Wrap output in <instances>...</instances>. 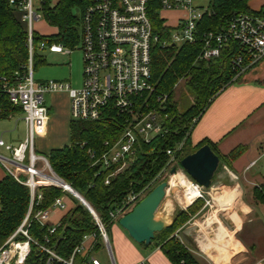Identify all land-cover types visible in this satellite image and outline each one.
<instances>
[{
    "label": "trees",
    "instance_id": "obj_1",
    "mask_svg": "<svg viewBox=\"0 0 264 264\" xmlns=\"http://www.w3.org/2000/svg\"><path fill=\"white\" fill-rule=\"evenodd\" d=\"M250 1L252 0H209L206 12L196 24V33L200 37L208 33L217 34L237 14H259L264 7L258 11L251 10L248 6ZM89 4L90 0H42L40 7L42 19L56 32L49 36L39 34L33 36V45L36 47L33 57L34 70L45 63L44 58L38 54L37 46L40 43L55 44L69 50L79 45L81 16ZM159 10V0H148L147 16L152 36L156 37L150 54V80L156 95L167 96L166 112L172 118L167 124L168 134L156 137L149 143L139 142L132 162L124 170L109 178L107 185H104V180L109 171L92 166L93 161L89 158L88 150L93 151L96 158L107 150L105 142L113 144L117 141L124 122L123 118L115 114H109L98 122L70 120L69 144L51 150L44 156L52 171L76 191L106 225L107 232L112 225L109 212L121 207L131 194H138L145 188L151 189L158 175L167 168L169 156L166 150L174 149L176 144L181 142L192 119L198 120L221 91L238 82L241 70L247 71L251 62L246 51L235 42L221 48L217 58L207 62L197 61L196 58L202 50V40L199 39L194 44L174 46L170 42L171 29L159 16ZM237 57L242 58L239 68L232 64ZM26 59L24 25L11 11L7 1L0 0V78L10 80L14 72L20 70L26 63ZM179 80L183 81V87L193 96V103L182 112L178 111L174 98L175 85ZM20 111L18 107L9 103L5 95L0 94V120ZM189 136L190 133L182 150L176 154L179 169L182 158L204 145H208L216 154L215 147L210 142L202 141L192 147ZM244 150V147L239 146L227 156H218V172L223 166H230ZM187 178L194 183L188 176ZM38 192L41 199L34 200L28 217L26 230L31 242L29 254L23 264H46L48 255L36 244L44 245L58 257L67 258L83 236L97 233L90 212L70 196L75 203L74 207L61 218L54 233L49 235V226L39 224L34 220V215L49 208L54 200L64 193L61 189L51 186H42ZM252 197L256 202L264 203V183L259 189L253 188ZM205 201V198H196L185 210L176 211L169 227L155 233L151 244L158 246L171 264H200L195 247L190 248L183 244L174 234L192 217L203 211ZM29 205L28 188L6 174L0 181V247L21 225ZM16 240L22 241L25 238L19 235ZM75 264H82V260L77 258Z\"/></svg>",
    "mask_w": 264,
    "mask_h": 264
},
{
    "label": "built area",
    "instance_id": "obj_2",
    "mask_svg": "<svg viewBox=\"0 0 264 264\" xmlns=\"http://www.w3.org/2000/svg\"><path fill=\"white\" fill-rule=\"evenodd\" d=\"M6 1L24 25L27 59L10 80L0 78V94L5 95L11 105L21 110L26 137L16 146L3 145L0 142L9 153V156L0 155V165L8 175L28 188L30 205L21 225L0 247V264H23L29 254L31 239L26 230L28 217L34 200L41 199L38 189L42 186L59 188L64 195L55 199L49 208L34 215V220L39 224H46L51 210H64L66 206L63 198L71 196L90 212L97 227V233L83 236L67 258L58 257L44 245L34 243L48 255L46 264H75L77 258L82 260V264H100L96 259L90 258L99 246L106 250L111 264H114L106 225L84 199L52 171L47 159L35 154L34 139L49 120L43 99L45 94L65 92L70 101V119L73 121L98 122L109 114L123 118L124 127L115 143L105 142L107 150L96 158L94 152L88 150L89 158L93 161L92 166L109 171L104 180V185H107L109 178L132 162L139 142L149 143L156 137L168 134L167 124L172 118L166 112L167 96L156 95L150 80V54L156 37L152 36L147 16L148 0H90L81 16L79 46L83 72L82 84L77 89L64 82H34L33 57L36 47L33 45V36L38 33L33 25L42 19V0L36 5L33 0ZM202 1L159 0V11L180 13L176 27L170 31V42L174 46L194 44L201 39L202 50L196 60L207 62L217 58L225 45L235 42L250 57L249 66L264 58V8L259 14H237L219 33L203 34L200 37L196 33V24L207 10ZM37 50L70 54L69 49L55 44L40 43ZM241 63L242 58L237 57L232 64L239 68ZM181 81L176 83L175 89ZM197 121L196 118L192 119L181 142L174 149L166 150L169 156L167 168H175L177 165L176 154L182 150ZM253 164L254 162L251 165ZM20 173L24 174V180H21ZM99 174L98 172L97 175ZM230 176L237 178L232 174ZM192 184L201 189L195 183ZM147 191L148 188H145L138 194H131L121 207L109 212L110 223H117L122 216L129 213ZM197 197L203 198L200 191ZM55 228L56 225L49 226V235L54 233ZM19 235L25 240H16ZM174 236L177 237V234Z\"/></svg>",
    "mask_w": 264,
    "mask_h": 264
},
{
    "label": "crops",
    "instance_id": "obj_3",
    "mask_svg": "<svg viewBox=\"0 0 264 264\" xmlns=\"http://www.w3.org/2000/svg\"><path fill=\"white\" fill-rule=\"evenodd\" d=\"M248 6L258 11L264 7V0H252ZM261 73L264 74V58L248 66L247 71L241 74L238 80L246 79L245 82H235L221 91L190 132L189 143L192 147L202 141L210 142L215 147L216 156H227L239 146L245 148L230 166H223L220 173L218 170L215 173H222L235 181L230 183L231 180H227L231 185L220 183V188H227L228 191L213 197L218 210L226 212L223 217L228 221L230 229L218 225L212 237L202 235L194 240L200 264H264V203H258L252 197L253 188L259 189L264 183V78ZM47 105L49 120L35 136L37 154L40 156L68 145L70 137L68 95L65 92L52 93ZM10 117L15 118L14 135L5 141L1 134L0 142L16 146L24 141L26 127L21 112ZM20 126H23L22 134L17 133ZM56 134H59L57 139ZM0 155L9 156L2 145ZM6 174L0 165V181ZM230 174L237 178H232ZM244 189H250L251 195L244 196ZM63 202L66 208L51 210L46 225H57L75 205L70 197H64ZM211 224L209 219L207 225ZM109 242L114 264H171L158 246L136 244L118 223L110 226ZM96 251H103L107 264H111L103 247L99 246Z\"/></svg>",
    "mask_w": 264,
    "mask_h": 264
},
{
    "label": "rangeland",
    "instance_id": "obj_4",
    "mask_svg": "<svg viewBox=\"0 0 264 264\" xmlns=\"http://www.w3.org/2000/svg\"><path fill=\"white\" fill-rule=\"evenodd\" d=\"M38 1L39 0H33L35 5L38 3ZM208 1L209 0H203L202 4L206 5ZM36 8L37 7H35V9ZM177 15H179V12L159 11V16L164 20L165 25L170 27L171 30L176 27ZM33 28L35 32H37L40 36H49L56 32V30L48 26L43 19L36 22L33 25ZM38 54L44 58L45 63L43 65H39L34 70L33 73L34 82L58 81V82L67 83L74 89L79 88L81 84L82 72H83L82 54L79 45L76 46L73 50H70V54H65V53L50 54L48 50L38 51ZM260 75L262 78H264V74L262 75L261 73ZM240 81L245 82L246 79L238 80V82ZM174 93H175L174 98L177 103L178 111L182 112L186 110L193 103V96L186 88L183 87V81L179 83ZM49 97L50 94H45L43 97L45 106H48L47 104L49 103ZM14 125H15L14 117L13 118L9 117V119L0 121V135L1 134L3 135V139L5 141L9 139V136L14 135L13 133ZM18 128L19 130L17 133L22 134L24 132L23 126H20ZM58 137L59 134H56V139ZM37 145H38L37 139H35L34 151L36 153L38 152ZM260 163H262V161ZM172 168L173 166H170L166 168L161 174H159L157 179L153 182L151 189L162 181H166L169 183L171 177L173 175H177L178 173L182 174L184 177L187 178L186 174L181 169H179L177 165H175L176 168L175 173L171 175L170 171ZM221 170L222 169L219 170V173L221 172ZM219 173L215 175L213 180V185L209 189L206 190L199 189L201 196H203V198H205L207 201V204L205 203V208L203 209V211L199 213L197 216H194L190 221H188L177 234L178 235L177 238L180 240V242H182L183 244L187 245L190 248L195 247L194 240H196L198 236L202 237L203 235L204 237H212L218 225H222L230 229V225L228 221L223 217L225 216L226 212L218 210V208L214 203L213 197L221 195L224 191H228L227 188H220L219 186L220 183L231 185L230 183H233L235 181L230 179V177H228L227 175H222V173L221 174ZM24 179L25 176H22L21 180ZM227 180H231L232 182L229 181L230 183H228ZM151 189L147 191L146 195L149 193ZM181 191L182 189H180V187L178 186L175 185L169 186V184L167 185L166 195L155 213L156 218L170 222L173 219V216L175 215L176 211L185 210L187 208V207H181L176 201V197L182 193ZM245 195L246 196L251 195L250 189H246V190L244 189V196ZM209 219L211 220L212 223L210 226L207 225ZM109 231L110 229L108 230V235H109ZM90 258L96 259L100 264H107L106 257L103 251L93 252L90 255Z\"/></svg>",
    "mask_w": 264,
    "mask_h": 264
},
{
    "label": "water",
    "instance_id": "obj_5",
    "mask_svg": "<svg viewBox=\"0 0 264 264\" xmlns=\"http://www.w3.org/2000/svg\"><path fill=\"white\" fill-rule=\"evenodd\" d=\"M218 166L219 158L208 145L200 147L180 161V167L186 176L204 190L212 186ZM175 171L176 168H172L170 174L173 175ZM167 185L168 182L166 181L155 185L129 213L118 220V225L136 244L149 246L155 233H159L171 225L172 220L168 222L155 216L159 205L166 195Z\"/></svg>",
    "mask_w": 264,
    "mask_h": 264
},
{
    "label": "bare ground",
    "instance_id": "obj_6",
    "mask_svg": "<svg viewBox=\"0 0 264 264\" xmlns=\"http://www.w3.org/2000/svg\"><path fill=\"white\" fill-rule=\"evenodd\" d=\"M168 184L169 186L175 185L182 189V193L176 197V201L181 207L190 205L199 194V189L179 173L173 175Z\"/></svg>",
    "mask_w": 264,
    "mask_h": 264
}]
</instances>
